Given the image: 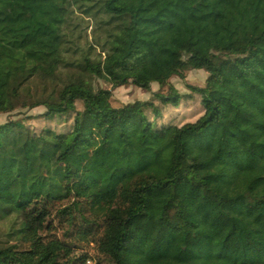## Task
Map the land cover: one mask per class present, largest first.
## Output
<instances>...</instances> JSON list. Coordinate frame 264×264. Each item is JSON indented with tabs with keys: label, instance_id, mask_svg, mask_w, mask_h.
I'll return each mask as SVG.
<instances>
[{
	"label": "trees",
	"instance_id": "1",
	"mask_svg": "<svg viewBox=\"0 0 264 264\" xmlns=\"http://www.w3.org/2000/svg\"><path fill=\"white\" fill-rule=\"evenodd\" d=\"M95 80L159 89L112 108ZM37 108L0 125V264H126L147 198L181 180L258 210L264 0H0V115Z\"/></svg>",
	"mask_w": 264,
	"mask_h": 264
},
{
	"label": "rangeland",
	"instance_id": "2",
	"mask_svg": "<svg viewBox=\"0 0 264 264\" xmlns=\"http://www.w3.org/2000/svg\"><path fill=\"white\" fill-rule=\"evenodd\" d=\"M207 78L204 71H192L182 81L169 80L179 94L187 86L203 87ZM94 92L111 93L110 106L121 108L134 102H146L159 89L152 83L144 92L131 82L119 88L95 80ZM43 108L17 110L0 115V125L25 116L41 114ZM254 201H223L205 192L192 179L181 180L169 188H155L147 198L143 215L137 217L123 239L126 264H231L245 260L264 264V206L255 210ZM206 219L215 231L211 247L191 224ZM184 227L183 234L170 231Z\"/></svg>",
	"mask_w": 264,
	"mask_h": 264
},
{
	"label": "built area",
	"instance_id": "3",
	"mask_svg": "<svg viewBox=\"0 0 264 264\" xmlns=\"http://www.w3.org/2000/svg\"><path fill=\"white\" fill-rule=\"evenodd\" d=\"M88 264H90V263H88Z\"/></svg>",
	"mask_w": 264,
	"mask_h": 264
}]
</instances>
